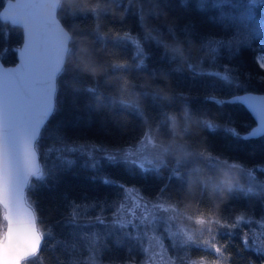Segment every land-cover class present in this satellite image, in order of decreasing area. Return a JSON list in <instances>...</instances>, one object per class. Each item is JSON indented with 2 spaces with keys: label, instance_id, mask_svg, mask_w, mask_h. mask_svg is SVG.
<instances>
[{
  "label": "trees",
  "instance_id": "obj_1",
  "mask_svg": "<svg viewBox=\"0 0 264 264\" xmlns=\"http://www.w3.org/2000/svg\"><path fill=\"white\" fill-rule=\"evenodd\" d=\"M6 1L0 0V9ZM58 17L71 34L69 53L58 77L55 111L37 142L45 179H32L26 192L46 235L38 255L22 264H139L145 255L140 235L113 223L129 188L144 200H161L231 232L215 241L224 263L264 264V254L251 242L248 248L242 244L243 223L235 230L224 227L241 214L253 225L264 221V191L222 184L213 165L264 167V136L247 138L255 121L244 105L229 101L245 92L264 93L258 61L264 54V5L62 0ZM23 41L22 28L0 21L5 65L18 62ZM134 41L143 48L144 65ZM84 62L94 71H86ZM216 72L220 76L211 74ZM149 136L166 150L158 167L119 159ZM92 147L90 158L85 150ZM114 153L116 160H108ZM58 156L76 163L67 168ZM74 204L79 207L72 224ZM203 249L189 247L187 256L214 263V253Z\"/></svg>",
  "mask_w": 264,
  "mask_h": 264
},
{
  "label": "snow or ice",
  "instance_id": "obj_2",
  "mask_svg": "<svg viewBox=\"0 0 264 264\" xmlns=\"http://www.w3.org/2000/svg\"><path fill=\"white\" fill-rule=\"evenodd\" d=\"M251 2L264 5V0H251ZM231 3L232 0H215L217 7ZM44 4L45 0L36 3L12 0L8 8L13 9V12L7 16L4 10L0 9V21H7L13 27L22 28L24 32V44L19 51V66L11 69L0 67V215L6 222V227L0 231V264H22L28 258L36 257L46 235L38 226L35 210L29 203L25 190L32 179L37 181L45 179V171L38 159L37 141L41 130L55 110L57 78L61 74L69 37L60 29L54 18H46L42 15L41 9ZM134 43L137 46L135 55L139 58L140 65H144L146 57L143 48L138 41ZM213 51H216L215 47ZM259 66L264 69V62ZM211 74L220 76L218 72ZM222 79L228 81L229 77L224 75ZM88 91L92 92L94 89L90 88ZM236 99L247 105L258 118L259 127L251 131L249 136L264 135V97L244 95ZM216 102L219 105L225 103V101ZM205 123L210 131L216 130V125L211 121ZM67 151L75 152L76 149L69 148ZM58 159L61 160V165L67 168H71L76 163L69 157L58 156ZM107 159L114 161L116 157L108 156ZM230 166L243 167L235 162ZM246 178L251 185L252 171H246ZM105 183L108 181L105 180ZM261 187L264 189V184ZM248 191L251 192L252 188L249 187ZM78 207L79 205H73L72 219L69 223H76ZM135 207L139 208L140 205L137 204ZM152 208V218L157 219L155 214L166 209V205L162 203L153 205ZM139 219L141 223L149 222L143 215ZM158 219L167 223L162 215ZM96 220L104 223L99 216ZM198 222L205 221L201 218ZM246 222L245 216L241 214L234 222H228L224 227L236 229ZM113 223L121 229H127L129 226L137 227L132 219H116ZM125 234L130 235V233ZM175 234L182 237V245L199 247L192 243L191 235L184 234L180 230ZM222 235H231V232H223ZM241 242L245 248H248L247 232H241ZM212 247L214 253L221 256L224 254L221 246ZM255 250L264 254V248ZM202 264H211V262L203 261ZM215 264H221V261L217 259Z\"/></svg>",
  "mask_w": 264,
  "mask_h": 264
},
{
  "label": "rangeland",
  "instance_id": "obj_3",
  "mask_svg": "<svg viewBox=\"0 0 264 264\" xmlns=\"http://www.w3.org/2000/svg\"><path fill=\"white\" fill-rule=\"evenodd\" d=\"M258 61L259 63L264 62V54L259 55ZM94 149L95 148L92 147L89 150H85V153L90 158H93L95 157ZM79 150L81 151L80 148ZM81 153L83 152L81 151ZM165 153V147L162 149L159 143L149 136L135 149L129 148L123 151V153L120 152L118 157L119 159H126L147 169L152 166L158 167L163 161ZM108 156L117 157V154H108L107 157ZM231 164L232 163L220 161L213 163L216 169L220 171L217 172V175L222 178L220 179L222 184L230 183L232 187H239L247 191L249 187H251V192L264 191L261 187V185L264 184V167L259 166L253 169L245 168L246 171H252L253 173V179L250 185L246 178V171L244 168H232L230 166ZM162 203L166 205V209L156 213L157 219H153L152 206ZM137 204L140 205L139 208L135 207ZM133 209H135V216H133ZM115 215L116 219H132L133 223L137 225V227L133 229L140 235L145 253L143 256L144 260L139 264L148 262L152 264H193V262H195V264H202V262L206 260L190 259L187 256L189 247L192 246L182 245V237L176 235V231L180 230L184 234L191 235L192 243L207 248L208 251L212 253H214L212 246L216 245L215 241L219 233H222V228H217L220 227V224L215 225L216 223L207 220H204V223H199V219H191L161 200L152 202L144 200L140 194L132 188L126 189L124 200L118 207ZM141 215L147 217L149 222L141 223L139 219ZM161 215L166 218L167 223L158 219ZM245 221L247 222L243 223L246 227L244 232L248 233L249 244L251 242L256 248H264V221H258L255 225H253L255 222H250L249 220ZM251 225L253 226L250 227ZM4 227H6V222L2 220V215H0V231H3ZM240 227L243 228L242 224ZM164 234L169 238L168 242L164 240ZM214 257V263L211 264H215L217 259L221 261V264H226L224 263L225 260L223 258L225 257L223 255L221 256L214 253ZM128 264L137 263L131 262Z\"/></svg>",
  "mask_w": 264,
  "mask_h": 264
},
{
  "label": "water",
  "instance_id": "obj_4",
  "mask_svg": "<svg viewBox=\"0 0 264 264\" xmlns=\"http://www.w3.org/2000/svg\"><path fill=\"white\" fill-rule=\"evenodd\" d=\"M19 2H23V3H36V2H39V0H19ZM62 0H45V4H44V7L41 9V13L42 15H44L46 18H54L58 24H59V27L60 29L63 30V32L67 33L69 39L67 40V52L65 53V57H64V63H63V66H62V70L65 66V63H66V59H67V56H68V53H69V47H70V42H71V34L70 32L65 28V26L63 25V23L61 22V20L59 19L58 17V11H59V8H60V4H61ZM12 3V0H7L3 9L4 10V13L5 15H10L12 14L13 12V9H10L8 8V4ZM53 5L55 7H53ZM7 22V21H6ZM23 30V29H22ZM24 33V32H23ZM23 44H24V41H23ZM23 44L22 46L19 48L18 50V62L15 64V65H11V66H7L5 65L2 60L0 59V67H3L5 69H11V68H15L17 66H19V63H20V55H19V51L20 49H22L23 47ZM61 70V72H62ZM57 83H58V78H57ZM58 87V85H57ZM57 93V92H56ZM244 95H254V96H257V97H264V93H253V92H245V93H241L239 95H235L234 97L230 98L229 101L230 102H238V103H241L242 105H244L246 107V109L250 112V114L252 115L254 121H255V127H253L251 129V131H254L257 127H259V123H258V118L251 112V110L247 107V105L243 104L242 102L238 101L236 98L237 97H241V96H244ZM55 107H56V96H55ZM55 111V110H54ZM54 113V112H53ZM53 115V114H52ZM51 118V116L49 117V119ZM48 119V121H49ZM47 121V122H48ZM46 122V124H47ZM45 124V125H46ZM45 127V126H44ZM43 130V129H42ZM41 130V132H42ZM250 131V132H251ZM249 133L246 134V137L247 138H260V137H263L264 135H259L257 137H250L249 136ZM39 140V139H38ZM38 142V141H37ZM38 159H39V163L41 165V161H40V156H39V153H38ZM42 167V166H41ZM28 188V187H27ZM27 188H26V192H27ZM36 214V213H35ZM38 223V222H37ZM42 245V244H41ZM31 258V257H30ZM29 259V258H28ZM145 264H152L150 262L148 263H145Z\"/></svg>",
  "mask_w": 264,
  "mask_h": 264
},
{
  "label": "clouds",
  "instance_id": "obj_5",
  "mask_svg": "<svg viewBox=\"0 0 264 264\" xmlns=\"http://www.w3.org/2000/svg\"><path fill=\"white\" fill-rule=\"evenodd\" d=\"M84 66L86 71H94L87 62H84Z\"/></svg>",
  "mask_w": 264,
  "mask_h": 264
},
{
  "label": "bare ground",
  "instance_id": "obj_6",
  "mask_svg": "<svg viewBox=\"0 0 264 264\" xmlns=\"http://www.w3.org/2000/svg\"><path fill=\"white\" fill-rule=\"evenodd\" d=\"M254 93V92H253ZM261 94V93H260Z\"/></svg>",
  "mask_w": 264,
  "mask_h": 264
}]
</instances>
